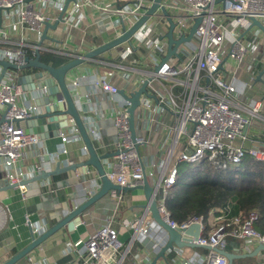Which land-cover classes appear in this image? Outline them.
I'll return each mask as SVG.
<instances>
[{
	"label": "built area",
	"instance_id": "obj_1",
	"mask_svg": "<svg viewBox=\"0 0 264 264\" xmlns=\"http://www.w3.org/2000/svg\"><path fill=\"white\" fill-rule=\"evenodd\" d=\"M64 1L41 0V8H38L35 0H0V60L22 66L27 63L26 57H34L36 49L44 51L45 48L41 45L29 46L21 32L24 29L35 32L37 42L40 41L44 24L52 23L57 18L48 12L49 6L60 12ZM152 1L131 0L113 8L95 2L92 5L115 18V23L119 26L116 33L118 37L122 35L123 29H130L147 12ZM80 5L77 1L70 2L65 18L63 17L66 27L77 26L82 21L84 15L80 11ZM162 8L174 23L172 32L175 39L186 36L195 19H199L192 38L180 44L176 49L177 55H171L163 63L161 61L167 53L164 34L168 22ZM3 11L6 12L5 16ZM251 18H256L264 25V0H160L152 15L129 39L115 46L119 47L116 61L95 83L97 89L111 96H119V89H123L127 95L134 91L129 86L132 77H140L141 83L149 78L146 89L153 97L143 94L140 106L152 116L154 99L171 116L170 123L164 126L172 133L171 144L165 161L160 165L161 176L154 186L158 213L171 227L178 228L181 232L190 225L199 223L200 234L194 242L199 246L209 247L198 260L183 259L180 264H227L226 257L215 250L225 249L227 238H234L241 243L237 250L239 252H249L253 246L264 245V234L254 228L257 219L255 211H250L247 215L239 213L229 216L226 207L216 214L214 222L208 223L207 219L200 216L190 217L178 224L170 219L166 208L168 188L180 175L179 163L195 165L206 159L215 169L239 164L246 157L264 163L263 148L246 146L247 129L252 119L259 117L261 104L254 98L246 104L239 100L245 96L254 79L252 65L245 59L264 46L260 29L256 26L249 28ZM17 31L20 33L19 38L15 36ZM26 49L31 50V55L26 53ZM141 51H144L142 62L145 69L139 67V58L133 57L135 52L141 55ZM53 54L61 56L65 51ZM69 56L81 55L69 54L67 57ZM157 67L158 70L154 71ZM1 69L0 66V73ZM18 71L7 68L0 80V104L7 105L4 121L0 124V167L4 169V175L0 174V178L9 184L25 180L26 176L22 177L18 164L24 159V149L38 142L36 134L26 133L20 123L15 121L38 113L35 106L23 104L19 100L22 89L17 82ZM243 73L249 77L242 78ZM116 76L125 81L126 87L119 88L111 82V78ZM164 80H168V84ZM78 82L79 79H76L70 84L76 86ZM155 83L161 87L160 90L154 89ZM120 98L115 99L113 117L118 131L119 153L113 161L106 163L105 175L116 185L134 187L142 183L144 174L146 177L154 175V163L150 170L142 168L136 145L143 144L144 140L138 135L135 141L131 139L127 111L130 103L121 95ZM87 131L95 146L101 145L99 134L89 124ZM73 133L71 136L78 133L76 128ZM69 137L62 134L61 141L65 142ZM178 145L179 151L174 163L165 174ZM42 170L45 168L40 165L33 168L35 173ZM186 173L189 171L186 170ZM19 187L23 189V185ZM110 195L116 200L113 213L88 236L85 255L78 264H122L129 250L130 244L124 245L112 226L122 195L116 190H110ZM122 225L132 230V240H151L150 248L155 253L165 243V235L148 208L137 218L124 220ZM31 230L36 237L38 228L31 227ZM177 250L180 249L173 251ZM30 253L26 256V264H35V256H28Z\"/></svg>",
	"mask_w": 264,
	"mask_h": 264
},
{
	"label": "crops",
	"instance_id": "obj_2",
	"mask_svg": "<svg viewBox=\"0 0 264 264\" xmlns=\"http://www.w3.org/2000/svg\"><path fill=\"white\" fill-rule=\"evenodd\" d=\"M35 1L36 6L39 8L41 0ZM76 1L81 4L80 11L84 15L82 21L77 26L66 27L62 22L55 29L49 28L47 30L49 38L44 39L41 44L45 48L44 52L57 54V51H65V54L61 55V57L68 58L69 54L82 55L111 41L116 37L119 26L116 25L115 18L111 14L99 11L92 3H100L113 8L124 5L131 0ZM3 12V16H5L6 12ZM48 12L55 16L59 14L58 10L50 6ZM42 29H44V26ZM21 34L29 46L37 45L40 42H37L35 32L24 29ZM15 36L19 38L20 33L17 31ZM118 49L119 47L111 48L93 59L84 61L69 74L68 79L73 96L77 103L80 104L82 116L86 123L92 126L99 134V144L101 145L97 144L96 150L101 154H111L117 151L118 131L113 117L116 107L115 99L119 100L121 98L120 95L111 96L109 93L97 89L95 83L101 75L112 68V64L117 59ZM141 53V55H138L135 52L133 57L139 58V67L145 69V65L142 62L145 57L143 55L144 51H141ZM245 60L252 65L254 79L245 96L239 100L241 103L246 104L248 100L254 98L261 104L259 117L253 118L250 127L247 129L246 146L264 149V72L260 75V79H256L264 68V46L247 56ZM35 73L36 70L34 68L18 71L17 82L20 78L28 77ZM241 77L247 79L249 75L243 73ZM76 79H79L76 86H73L72 83L70 84L71 81ZM111 82L119 88L126 87L125 81L118 76L112 77ZM164 82L168 84V80H164ZM20 86L22 89L21 97H19L20 102L35 106L38 113H43L44 105L36 102L43 91L36 90L32 92L26 90L30 86L28 79L26 82L20 83ZM129 86L132 90L138 89L141 86L140 77H132V82ZM153 87L157 90L161 88L158 83L153 84ZM148 89L150 91V87ZM81 102H84L85 106H82ZM138 109L136 130L137 135L144 140V143L139 145V154L146 171L152 169L151 165L154 163V175L147 176L149 184L154 188L161 176L160 165L165 161L167 150L171 144L172 133L164 128L166 124L170 123L171 116L168 110L156 104L154 99L152 101V116L143 106H139ZM141 112L144 115L143 120H141L143 116ZM20 125L25 129L23 123H20ZM74 129L75 126L68 124L67 127L59 131L57 136L45 138L48 132H45L44 135L41 134L43 137L36 134L38 142L24 149V159L18 164L22 177L26 176L25 180H28L42 171H50L54 169L57 162H60V166L64 167L86 159L87 154L80 135L77 133L75 136H71L74 134ZM62 134L70 136L69 139L62 142ZM174 151V155H177L179 145ZM115 157L116 155L103 161L105 170L107 168L106 163L113 161ZM173 162H169L165 174L168 173ZM38 165L44 167L45 170L39 173L33 172V168ZM3 170L0 167L2 176L4 175ZM183 172H186V170H183ZM182 174L184 175L185 173ZM5 184L6 182H3V185ZM99 188L100 180L95 170L89 168L88 172L84 173L83 168L79 167L74 171L58 173L44 180L26 183L23 185V189L19 185L0 189V264L5 263L31 241V227L38 228L37 237L58 220L68 215L71 209L82 205ZM119 193L122 195V200L112 226L118 233V239L124 245L130 244L122 264H149L156 254L150 248L151 240L148 239L143 242L138 239L132 240V230L122 225L124 220L135 219L147 209L143 191L128 190L120 191ZM115 204L116 200L111 197L109 191L80 213V221L74 222L77 219L76 217L70 219L34 248L28 256H35V264H78L85 255L86 239L105 223L106 218L113 213ZM215 216L216 214L209 213L207 217L208 223L214 222ZM71 222H74L73 227L69 226ZM256 246H253L249 252ZM200 248L195 250H182V248L177 250L178 253L173 251L170 254L171 256L167 257L168 262L160 258L157 263L180 264L183 259L198 260L207 251L205 248L204 250ZM235 252L248 253L237 250ZM26 256L20 259L17 264H26ZM234 264H264V250L259 251L254 257L236 259Z\"/></svg>",
	"mask_w": 264,
	"mask_h": 264
},
{
	"label": "water",
	"instance_id": "obj_3",
	"mask_svg": "<svg viewBox=\"0 0 264 264\" xmlns=\"http://www.w3.org/2000/svg\"><path fill=\"white\" fill-rule=\"evenodd\" d=\"M74 1L76 0H65L62 9L57 15L56 20L52 24L49 22H46L44 24L41 40L38 43L39 46L42 44L44 39L49 38L47 36V30L49 28L55 29L59 23L63 22L64 14L66 13V10L70 2H74ZM159 2L160 0H153L147 12L143 16H141L132 25V27H130V29L128 30L123 29L122 35L115 37L111 41H108L107 43H104L82 54L81 56L68 57L64 60L63 63H61L58 66H53L50 62L49 63L44 62L41 59V51L39 49L35 50V55L32 59L26 57L27 63L22 66H16L15 64L8 63L5 60H0V66L2 68L0 73V80L4 74V71L7 68H11L19 71L27 68H34V70H36L35 74L29 75L28 77H22L19 80L20 82L18 81V83H24L28 79L30 81V86H28L26 90L32 92L36 90L40 92L43 91L40 97H38L36 102L44 105V112L36 113L27 119L15 120L16 122L23 123L25 125V129H24L25 132L30 134H38L41 137H43L45 132H48L47 135H45V138L53 137V136H57L62 128H65L68 126V124H71L75 126V128L77 129L82 139V142L84 143V147L87 154L86 159L78 163L76 162L68 166L61 167L60 162H57L55 164L54 169L50 171H42L38 175L28 180L20 181L18 184H9L7 181L1 180L0 189L8 188V187L12 188L18 185H24L29 182L39 181L41 179L44 180L58 173L74 171L79 167L83 168L84 173H87L89 168H93L97 174V177L100 180V188L93 195L88 197V199L82 205L74 209H71L68 215L58 220L54 225L50 226L46 231H44L37 237L33 236L31 230V241L3 264H17L20 259H22L25 255L30 253L34 248H36L50 235L55 233L58 229H60L73 217L77 218L74 222H76L77 220L80 221L79 218L80 213L84 209L92 205L96 200L107 194L110 190H116L118 192L128 191V190L143 191V195L147 202L145 206H147V208L150 210L153 220L160 226L163 234L165 235V243L160 247L159 251L155 254L154 258L149 264H158L157 262L160 258L163 259L165 262H168L167 256L171 252H173V250L176 248L182 249L185 247H189V248L201 247V248L209 249L208 246H199L194 242V240L197 239V237L200 234L201 229L199 223H194L190 225L188 228L184 229L183 232H181L178 228L171 227L166 221H164L161 218V216L158 213L156 201L154 198L155 190L149 184L145 174L143 176L142 183L134 187H121L108 180V178L105 175V167L103 161L105 159L110 158L111 156L117 155L119 151L117 150L115 153H111V154L110 153L101 154L98 152V150H96L95 142L93 141L91 135L87 131V123L84 117L82 116L80 104L76 102V99L74 98L68 83L69 74L77 66L82 64L84 61L93 59L96 56L100 55L101 53L105 51H109L111 48H114L115 46L128 40L131 34L135 32L137 28L150 15H152V13L157 8ZM161 11L168 22L167 31L164 34V37L166 38L167 41V53L161 61V63H163L171 55H177L176 49L180 44L189 41L192 38L194 30L197 24L199 23V19H195L194 24L189 29V32L186 36H182L178 39H175L173 37V32H172L174 28V23L165 9L162 8ZM253 26H256L258 27V29H260L264 40V25L256 18H251V23L249 25V28ZM158 68L159 67L155 68L154 71H157ZM263 72H264V68L262 71H260L259 75L257 76L256 78L257 80L260 79V75ZM148 80L149 78L144 80L141 83V86L138 89L134 90L129 95L125 94L123 89L118 90L119 95H121L124 99L128 100L130 103L127 111L129 115L128 116L129 130H130L131 139L133 141H135L136 136L138 134L136 130V115L139 110L138 108L140 106V98L143 94L149 97H153L152 95L148 94L146 89ZM81 105L85 106V103L81 102ZM6 106L7 105L0 104V124L4 121V112L7 108ZM141 115H143V112H141ZM143 119H144V115L142 116L141 120ZM136 151L140 157L138 145H136ZM140 161H141V157H140ZM141 164H142V168H144L142 161ZM3 182L4 183L6 182V184L3 185ZM74 222H71V225L69 226L73 227ZM215 250L226 257L227 264H234V260L236 259L256 256L259 251L264 250V245L259 244L251 252L248 253L229 252L225 249L223 250L215 249Z\"/></svg>",
	"mask_w": 264,
	"mask_h": 264
},
{
	"label": "trees",
	"instance_id": "obj_4",
	"mask_svg": "<svg viewBox=\"0 0 264 264\" xmlns=\"http://www.w3.org/2000/svg\"><path fill=\"white\" fill-rule=\"evenodd\" d=\"M26 53L31 55V50L26 49ZM41 59L58 66L66 57L41 51ZM191 169L196 174L188 177L189 180L185 179L190 175L188 170L189 173L184 174V177L179 175L175 183L168 188L166 208L172 221L182 224L190 217L201 216L207 219L212 211L219 214L222 209L228 207L229 216L239 213L247 215L248 212L255 211L257 219L254 228L264 234L263 162L246 157L239 164L215 169L204 159L192 165ZM240 244L234 238H227L225 250L235 252L239 250Z\"/></svg>",
	"mask_w": 264,
	"mask_h": 264
},
{
	"label": "rangeland",
	"instance_id": "obj_5",
	"mask_svg": "<svg viewBox=\"0 0 264 264\" xmlns=\"http://www.w3.org/2000/svg\"><path fill=\"white\" fill-rule=\"evenodd\" d=\"M264 22V21H263ZM249 34L247 35V38L249 39ZM175 158H176V154L172 157V159H171V161L173 162L174 160H175ZM174 163V162H173ZM188 167V168H187ZM178 168L180 169V175L181 176H183V174L182 173H185V174H187L186 172H183V170L185 171V170H189L190 171V175L189 176H186L185 177V179H187V180H189L194 174H196V173H194L193 172V170L191 169L192 168V165H188V164H185V163H179V165H178ZM191 169V170H190ZM191 176V177H190ZM184 177V176H183ZM188 177H190V178H188ZM192 250V249H196V248H189V247H185V248H183L182 250Z\"/></svg>",
	"mask_w": 264,
	"mask_h": 264
}]
</instances>
